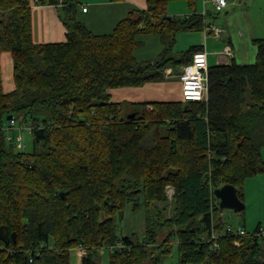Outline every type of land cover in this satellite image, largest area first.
Segmentation results:
<instances>
[{
  "label": "trees",
  "instance_id": "1",
  "mask_svg": "<svg viewBox=\"0 0 264 264\" xmlns=\"http://www.w3.org/2000/svg\"><path fill=\"white\" fill-rule=\"evenodd\" d=\"M190 16L170 17L171 2ZM199 0H148L108 35L76 18L73 0H39L60 9L66 42L37 44L31 0H0V56L13 62L11 90L0 65V264H162L178 247V264H264V230H224L214 191L237 189L264 172V38L254 64L209 67L207 101L114 102L111 92L169 80L192 62L193 47L174 57L177 35L207 28ZM242 1V0H240ZM159 36L162 52L139 61V38ZM14 116L33 138L17 146ZM11 137L12 140H8ZM174 195L169 200L167 189ZM64 193L65 196H62ZM144 212L142 241L119 235L127 212ZM242 212H245L243 210Z\"/></svg>",
  "mask_w": 264,
  "mask_h": 264
},
{
  "label": "crops",
  "instance_id": "2",
  "mask_svg": "<svg viewBox=\"0 0 264 264\" xmlns=\"http://www.w3.org/2000/svg\"><path fill=\"white\" fill-rule=\"evenodd\" d=\"M38 1L39 0H31L33 13V39L35 43L47 44L66 42L67 31L60 19V9L51 5L38 6L36 5V2ZM73 1L78 4V11L76 14L77 20L86 25L87 28L95 35L102 36L111 34L119 22L128 17L131 10L146 9L148 0ZM209 1L211 2V0ZM248 2H250V0ZM248 2L245 3L243 0H231V2L228 3L229 6L224 9L226 10L229 7L233 8L228 19L226 20L227 28H220L222 30V34L217 38L218 40H221L218 41L219 44L224 47V50L221 53H218L214 56L209 54L207 50L210 43L208 36H210L212 33L207 26V29L202 31L204 36L202 34L198 35V39L196 41L190 39L189 36H191L192 33L186 32L177 35V38L179 37L181 39L190 41L187 44L188 48H185V50L180 52L181 56L183 53L187 52L193 47H200L208 55L209 67L229 63L232 59H234L238 64L254 63L257 58L258 49L253 44V40L263 39L264 30L261 25H256L255 22L254 25L252 22L250 23L248 21V16L251 14L253 15L254 13L253 11L246 10ZM175 3L176 2H171L169 4L168 15L170 17H185L192 14L190 13V9L185 2V5H174ZM206 5L207 0H204V9H206ZM84 9H87V11L84 12ZM205 12L207 14V10H205ZM202 14H204V12H202ZM259 16L260 15L256 16L257 20H263ZM139 39L142 42V45L135 50V56L139 61H149L155 59L162 52L163 45L159 36L150 35L143 38L141 37ZM204 42L205 44H203ZM186 66L181 67L178 74H176L172 68L167 70V77L169 76L170 78H176L178 79V82L165 83L159 85L158 87L157 85L150 83L143 86L142 88H124L114 90L111 92L112 100L114 102L130 101L136 103L138 101H153L151 99L159 97L160 100H158V102L182 101L183 96L181 75L183 74V70ZM79 250L80 249H76L72 253L75 264H80L81 262L82 257L79 253Z\"/></svg>",
  "mask_w": 264,
  "mask_h": 264
},
{
  "label": "rangeland",
  "instance_id": "3",
  "mask_svg": "<svg viewBox=\"0 0 264 264\" xmlns=\"http://www.w3.org/2000/svg\"><path fill=\"white\" fill-rule=\"evenodd\" d=\"M245 3L249 0H243ZM231 0L228 1L230 3ZM185 5L184 2H176L174 5ZM197 13L202 14L205 10H207L206 14V22L209 28H227V22L230 12L233 8L229 7L226 10H223L222 12H217L213 6V4L207 0L206 9H204V0H199L197 5ZM229 6V5H228ZM235 9V8H234ZM173 10V9H172ZM236 10V9H235ZM247 11H253V15L248 16V21L253 23L255 25L259 24L263 27L264 30V0H250V2L247 3L246 6ZM238 11V10H237ZM240 12V11H239ZM169 13V9L167 11ZM190 13H194V11L190 10ZM204 15V14H203ZM262 18L263 20L259 21L257 20V17ZM255 22V23H254ZM192 33L190 39H193V41H196L198 39V35H203L202 31H193V32H187ZM212 35V36H211ZM208 36L210 43L209 48L207 49L209 54L212 56L217 55L218 53H221L224 50V47H222L214 34H211ZM204 36V35H203ZM177 43L175 46L174 51V57L175 58H181L182 50H185V48H188L187 44L190 41L177 38ZM217 39V40H216ZM205 44V42L203 43ZM256 60L254 61V63ZM251 63V64H254ZM0 65L2 70V79L4 83V87L6 90H10L13 86L12 83V73H13V62L11 54L8 52L3 53L0 56ZM178 82V79L176 78H170L166 81H160L157 83H153L157 85V87L161 84L165 83H174ZM118 92V91H117ZM116 92V94H117ZM151 98V97H150ZM153 101L160 100L159 97H155L154 99H151ZM142 102V101H138ZM125 104L123 115L128 114L133 111V109L128 112V108L130 107L127 103H132L130 101H124ZM8 129V127H7ZM22 137H23V143L27 146V151H30L33 149V138L28 130L22 131ZM262 157L264 159V146L262 147ZM167 195L169 200L172 199L174 195V190L169 187L167 189ZM244 195H245V205L246 209L245 212H236L234 210L230 209H223L221 212V217L224 223V230H227L229 227L232 228L234 232H237L240 228H243L244 231L247 233H254L259 225L262 226V230H264V172L260 173L252 178H249L246 180V183L244 185ZM145 217L144 212L141 211L140 213H129L127 212L123 221L118 224V234L119 235H135L138 240L142 241L144 238L145 233ZM264 248V246L262 247ZM83 250H79V253H82ZM264 256V255H263ZM97 264H109V250L104 248L99 250L97 254ZM178 247L177 243H174L172 246V250L168 254H164L162 256V264H178ZM72 264H75L74 262V256H72Z\"/></svg>",
  "mask_w": 264,
  "mask_h": 264
},
{
  "label": "built area",
  "instance_id": "4",
  "mask_svg": "<svg viewBox=\"0 0 264 264\" xmlns=\"http://www.w3.org/2000/svg\"><path fill=\"white\" fill-rule=\"evenodd\" d=\"M65 0H60V6H63ZM215 10L222 12L228 7V0H211ZM87 9H84L86 12ZM204 15L206 12L204 11ZM210 32L215 36L219 37L222 34V30L219 28H209ZM208 55L205 51L194 54L192 62L188 64L181 75L182 83V96L184 101H207L209 92V81H208ZM169 74V73H168ZM23 127H20L17 121L13 118L10 121L8 131L17 130L18 135L16 136L17 146L21 150H25L26 146L23 143L22 131ZM8 140H12L8 137ZM81 256L85 255V251L80 253Z\"/></svg>",
  "mask_w": 264,
  "mask_h": 264
},
{
  "label": "water",
  "instance_id": "5",
  "mask_svg": "<svg viewBox=\"0 0 264 264\" xmlns=\"http://www.w3.org/2000/svg\"><path fill=\"white\" fill-rule=\"evenodd\" d=\"M14 116H9L8 121L13 120ZM215 197L219 200V207L223 209H230L236 212H242L246 209V205L243 201L240 200L238 196L237 189L231 185H225L221 188H218L214 191ZM62 196H65L62 193ZM0 238L6 243L9 244L10 240H16V234L10 236L9 232H5L4 227H0Z\"/></svg>",
  "mask_w": 264,
  "mask_h": 264
},
{
  "label": "clouds",
  "instance_id": "6",
  "mask_svg": "<svg viewBox=\"0 0 264 264\" xmlns=\"http://www.w3.org/2000/svg\"><path fill=\"white\" fill-rule=\"evenodd\" d=\"M207 29V28H206Z\"/></svg>",
  "mask_w": 264,
  "mask_h": 264
}]
</instances>
